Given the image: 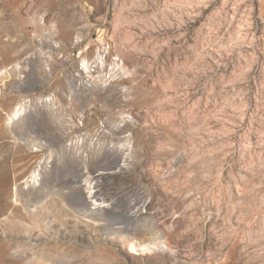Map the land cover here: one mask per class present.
Returning a JSON list of instances; mask_svg holds the SVG:
<instances>
[{"label":"rangeland","instance_id":"374dc122","mask_svg":"<svg viewBox=\"0 0 264 264\" xmlns=\"http://www.w3.org/2000/svg\"><path fill=\"white\" fill-rule=\"evenodd\" d=\"M0 264H264V0H0Z\"/></svg>","mask_w":264,"mask_h":264},{"label":"bare ground","instance_id":"6f19581e","mask_svg":"<svg viewBox=\"0 0 264 264\" xmlns=\"http://www.w3.org/2000/svg\"><path fill=\"white\" fill-rule=\"evenodd\" d=\"M20 114V110L18 109L16 112H15V116H18Z\"/></svg>","mask_w":264,"mask_h":264}]
</instances>
